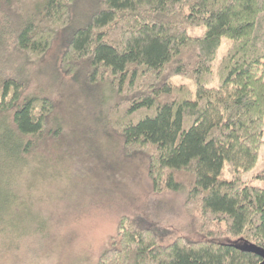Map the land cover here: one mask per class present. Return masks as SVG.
Returning a JSON list of instances; mask_svg holds the SVG:
<instances>
[{
	"label": "trees",
	"instance_id": "1",
	"mask_svg": "<svg viewBox=\"0 0 264 264\" xmlns=\"http://www.w3.org/2000/svg\"><path fill=\"white\" fill-rule=\"evenodd\" d=\"M51 48L95 134L145 157L154 192L183 191L200 236L123 215L96 264H258L238 247L264 248V171L243 179L264 142V0H0L1 161L52 132L54 100L23 99Z\"/></svg>",
	"mask_w": 264,
	"mask_h": 264
},
{
	"label": "rangeland",
	"instance_id": "2",
	"mask_svg": "<svg viewBox=\"0 0 264 264\" xmlns=\"http://www.w3.org/2000/svg\"><path fill=\"white\" fill-rule=\"evenodd\" d=\"M229 44L221 39L214 73ZM53 50L23 97L46 94L54 100L52 132L27 156L0 159V264H96L123 215L141 214L176 235L199 239L183 206L185 193L154 192L145 157L126 159L119 138L95 134L76 86L52 70ZM172 82L188 83L180 77ZM216 85L214 76L207 87ZM261 171L264 142L243 179L262 185L254 179Z\"/></svg>",
	"mask_w": 264,
	"mask_h": 264
},
{
	"label": "water",
	"instance_id": "3",
	"mask_svg": "<svg viewBox=\"0 0 264 264\" xmlns=\"http://www.w3.org/2000/svg\"><path fill=\"white\" fill-rule=\"evenodd\" d=\"M242 251L252 252L261 258L258 264H264V248L259 247L253 243H244L242 246L238 247Z\"/></svg>",
	"mask_w": 264,
	"mask_h": 264
}]
</instances>
